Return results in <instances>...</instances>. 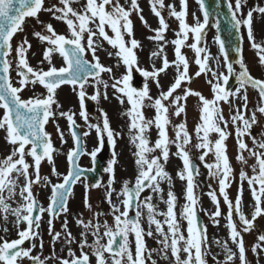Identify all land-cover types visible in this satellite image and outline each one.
I'll return each mask as SVG.
<instances>
[{"label": "snow or ice", "instance_id": "1", "mask_svg": "<svg viewBox=\"0 0 264 264\" xmlns=\"http://www.w3.org/2000/svg\"><path fill=\"white\" fill-rule=\"evenodd\" d=\"M203 9V22L196 18V23L190 25L187 23L188 5L187 0H181V9L177 10L175 5H167L169 15L179 22V31L176 33L177 38L171 43L175 46L174 52L176 59L171 63L174 64L177 75L174 82L167 91H161L159 97L154 99L149 95L147 83L141 89L132 86L133 69L140 71L147 78H152L159 86V75L170 67V62L166 56L162 58V67L154 68L152 71L140 69L138 66V57L136 49L140 47V42L135 39L133 33V22L131 14L133 11H140L137 0H130L131 7L125 8L119 3V0H59L58 5L45 7V0H0V108L3 114L0 116V129L6 133V142L12 146L10 154L0 160V209L7 214L11 213L16 217V225L26 223V227L17 231L18 238L0 240V264H22L24 258H30L33 264H45L39 257L33 256L32 248L36 245L33 243L32 248H24L25 241L34 240L39 233L35 229L39 228L41 216L48 212L54 218L58 211L67 212L68 198L72 193L73 186L81 180L83 169L78 164L79 157L84 154V147L81 137L75 131V113L60 112V116H65L72 127V136L75 140V146L67 153V160L70 168L63 175L62 182L52 185L51 197L47 209L40 206L33 194L32 185L44 181L48 182L47 177L40 176V165L43 160H47L53 165L52 172L56 173L53 160L55 151L51 135L45 131V125L50 118H54L56 113L52 111L55 100L56 90L65 84L72 85L74 90L79 89L78 97L81 104L80 115L87 121V112L84 110V101L86 98L85 85L92 78L96 85V93L91 97L98 100L101 93L99 85L103 84L108 88V83L101 79L102 73H111L112 68L106 67L100 62L96 54L99 44L94 38H102L107 41L114 49L115 55L126 66V73L121 78L115 79L111 87L115 89L120 96L118 97L121 104L127 100L130 108L125 113L129 117V131L132 133L131 141L136 147L134 153L138 166V175L135 184L129 187V182H124L122 189L117 193L118 197H123L120 204L113 203L112 196L116 191L112 185L115 183V152L113 159L109 161L105 169L110 174V179L105 187V199L111 205L114 224L109 225L107 220L101 222V213H95V223L91 220L85 221L79 219L77 222L82 226L80 233L81 240L78 242L80 255L69 248L68 258L59 260V264H92L90 255L95 258V264H148L152 252L157 251L165 259L169 258V252L173 259V264H207V256L210 248L208 245L207 226L203 225L197 216L198 196L195 193V176L199 174L191 160L186 146L191 143L192 137L187 130L186 123L176 125L175 139L169 140L167 126L171 123L169 119V105H174V115L180 116L186 112V101L189 96H196L200 101V122L195 127V133L199 142L193 147L202 150L199 156L201 161L212 153L214 161L206 163L205 167L210 170V175L218 178L219 193L228 206V225L230 229L231 241L236 245L237 251L233 252L227 247L225 241L222 247L226 251V260L224 264H230L236 259L240 264H247L246 248L241 229L248 232L254 226L257 217L264 216V137L257 140L252 137L254 147L250 148L244 140L245 136H251V128L257 123V112L264 114V79L255 78L251 75L243 56L237 60L240 65V71L237 73L238 87L235 91L229 90L228 85L230 76L235 69L233 64L228 62V53L225 50L224 41L219 37L216 38L223 58L226 62L227 75L222 72L213 71L209 67L210 53L206 47H200L203 39V32L208 24L209 12L204 6V0H199ZM246 0H235V4L229 0L228 8L231 13L233 27L239 30L241 27L247 29V39L251 42V47L256 50L258 62L264 65V43H258L253 33V13L264 14V7H256L247 12L246 15L241 13L242 4ZM74 4H80V7H73ZM166 7L164 0H152L151 9L159 19L160 27L153 30L155 35L150 39L164 41V33L169 25L165 21L161 10ZM41 11L51 14L53 19L64 22L67 25L70 36L59 34L51 23L45 25L47 34L41 32L33 33L39 40L45 41L48 47L43 52V63L48 62V69H34L30 66L27 59V53L32 47L25 37L21 43L13 47V38L18 32H22L26 18H35L39 22V13ZM142 22L143 16L140 17ZM95 25V29L90 27ZM106 27L113 33L109 36ZM219 27V25H217ZM192 34L194 42L188 47L194 49L196 54L195 63L199 65V70L195 76L199 77L202 73L211 74L212 79L208 80L211 86L213 97L206 98L198 91L191 88H182L184 82L191 83L192 77L189 75V62L185 55L182 54V47L185 46ZM125 36L128 39H125ZM243 39V36L241 37ZM237 53H242V49L237 47ZM15 52L17 75L20 77L19 86H14L11 80V71L13 64L9 57ZM90 52L93 60L85 58V54ZM163 52V45L158 51L151 55L156 57ZM54 53H59L63 59V65L56 67L52 63ZM204 54L201 56V54ZM109 56L113 53L109 52ZM44 86L47 95L43 97L34 96L29 99H22L20 93L29 84ZM258 90L259 104L256 111L247 116L248 106V87ZM177 89H182V94H176ZM107 99V92L103 93ZM231 97L242 99L243 103L234 109L231 119H225L220 102L228 103L231 106ZM146 101L149 103L146 105ZM167 102V103H166ZM145 106L155 109L153 119H146L143 113ZM236 125V138L239 154L236 159L239 163L247 165L248 158L245 152L254 158L255 163L251 165L252 175L241 170V185L235 201L229 199L227 189L230 187L233 167L229 159L226 140L230 133L226 130L229 124ZM155 126L158 130V139L154 144H150L147 137L148 130ZM223 125V127H221ZM95 128L98 136L100 147L89 153L93 161L97 153L101 150L104 143V134L115 147V137L119 135L114 133L110 127L107 113H104L103 124L89 125ZM59 132V127L57 126ZM215 133L218 138L213 142L209 139L210 134ZM63 140V132H60ZM88 135L87 132L84 133ZM177 146L176 155L183 161V169L177 173L181 180L186 181L185 200L180 213V218L187 221L186 233L181 230V219L177 218L175 206L177 197L171 191L172 177L165 170L164 164L169 159V144ZM30 146V147H29ZM157 149L160 155H151ZM26 156L32 158L33 163L26 161ZM163 162V163H162ZM32 168L33 176L29 173ZM20 177L24 178V184L20 187L19 196L22 198L21 203L16 208H11L8 203L17 195V181ZM167 181L169 191L164 203L167 205L166 212H157L155 205L152 203V196H145L141 201V193L146 189H151L152 193L160 195L163 199L164 189L161 187L162 182ZM247 182L249 190L253 197V212L251 218L246 216L242 210L243 183ZM100 187V184L93 185ZM208 195L216 205L214 212L210 214L213 224L218 225L221 211L219 208L220 200L215 191L209 192ZM121 205L123 210H121ZM85 206L91 209L88 203L87 195L85 197ZM39 211L40 215H34ZM143 209L147 210V219L149 225H155V232L162 237L158 243L160 249L148 250L144 236H152L151 227L147 232L141 225V216L144 214ZM135 211V217L130 218V211ZM234 212L238 214L240 226L233 220ZM158 215L164 216L163 222L157 219ZM167 225V232H165ZM51 227V219L49 220ZM65 229L67 224L65 222ZM7 231V229H5ZM94 238L89 244L88 236ZM134 236L135 250L130 246L129 236ZM60 233H55L54 239H59ZM106 238V239H105ZM66 242L70 245L74 242L71 232H67ZM259 243L253 246L252 251L264 248V234L258 237ZM219 245L221 242L216 241ZM41 246H43L41 244ZM85 249H88L86 251ZM183 254V255H182ZM151 264H156L153 260ZM220 264V262H217Z\"/></svg>", "mask_w": 264, "mask_h": 264}, {"label": "rangeland", "instance_id": "2", "mask_svg": "<svg viewBox=\"0 0 264 264\" xmlns=\"http://www.w3.org/2000/svg\"><path fill=\"white\" fill-rule=\"evenodd\" d=\"M137 2L139 4L140 11H133V16H131L130 18L133 22L134 37H135V39H137L140 42V47L138 49H136V54L138 57V65H139V67L142 66L143 68L149 67V70L152 71L155 68V65H156L155 63H157V62H158V66L162 67V58L164 56H166L170 62V67L165 72L161 73V75L163 76L161 89H162V91H167V89L170 87V85L174 82L173 78L177 75L175 66H174V64L171 63L172 61H174L176 59L175 52H174L175 46L171 43V41H173L177 38L176 33L180 30L179 29V22L174 17H171L169 15V10H168L167 5H175L176 9L180 10L181 9V0H164L166 7L164 8L165 9L164 12H162L163 9L161 10L162 15L164 16L165 21H166V18H170L171 20H173V23L175 24V28L177 29V32L175 34L172 33L173 29H171V28L167 29V31L164 33V35H166L164 41H156V40L150 39V37L155 35V32L153 30L159 28L157 26V23H156V22H159L158 21L159 19H158V17L155 16V14L152 12V9H151L152 0H137ZM232 2H233V4H235V0H232ZM255 2H256V0H246V2L242 4L241 13L243 15H246L249 10L255 8ZM58 3H59V0H45V7H51L53 5H58ZM80 3H83V0H80ZM119 3L122 6H124L125 8L131 7L130 0H119ZM187 5H188L187 23L190 25L195 24L196 18H199L200 22H203V12H202L199 0H187ZM73 7L78 8V7H80V4H74ZM141 16H143L144 21H147V24L142 22V20L140 19ZM257 20H258V18L257 17L255 18V12H254L253 13V33H254L255 39L257 38L256 37L257 32H254L256 27H257V24H255V21L257 22ZM48 23H51L59 34H64L66 36H70V32L68 31L67 25L64 22L53 19L51 14H49L48 12L41 11L39 13V22L35 18H26L24 25H23L24 30L22 32H18L13 38V47L14 48L16 47V45L21 43L25 37L28 39V41L30 42L32 47L29 49V51L27 53V59L29 61L30 66H32L34 69L47 70L49 67L48 62L46 60L43 63H41V60L44 59L43 58V52L48 47V44L45 41L39 40V38H37L33 34L35 32H41L42 34H47L46 29H45V25ZM90 27L95 29V25H90ZM243 30L245 32V48H246L245 57H246V64L248 66V69L249 68L251 69V71H250L251 75H253L259 79H264V65L259 64L258 57L256 54V50L251 47V42L247 39L246 27H243ZM106 32L108 33L109 36L113 35L110 28L106 27ZM205 35H206V39L204 40V47L206 46V48L208 49V52L210 53V56H215V53H214L215 52V49H214L215 46H216V49H218V52H220L219 44L216 40V38L218 37L217 32H215L214 27H212L209 29V31ZM125 39L127 40L128 37L125 36ZM193 42H194V38H193L192 34H189V39L186 41L185 46H183L181 49L182 54L185 55V57L187 58V60L189 62V75L190 76H192V74H193V69H194V65H195L194 60H196V54H195L194 49L188 47V45H190ZM97 43L99 44V47H98L99 49H97L96 54L99 57H102L104 59L103 61H101L102 64L106 67H111L112 71L115 68L117 79L121 78L122 75H124L126 73V66H124L122 61L115 55L116 49H114L111 45H109L107 43V41H104L102 38H99V41ZM161 45H163V52L160 54L161 60L157 61L156 57L152 56L151 54L155 51H158L160 49ZM109 52L113 53V55H111L113 57V61L107 63V60L110 58V56L108 55ZM14 57H15V52L12 53V55L10 56V59L13 62V65H16L17 62L14 59ZM152 61L154 63H152ZM52 63L56 67H60L63 65V59L59 55V53L54 54L52 56ZM211 64H214V62L211 61L210 65ZM209 67H211V66H209ZM212 70H213V68H212ZM17 71L18 70H16L14 74L17 77H19L17 75ZM223 73L225 74V72H223ZM107 74H110V73H107ZM208 74H210V73H208ZM195 77L196 76L194 74L191 82L195 79ZM112 81H114V80H112ZM199 84H200V87H199L200 90L206 89V87L203 88L205 85L203 76H201L199 78ZM185 87L190 88L188 82H184L182 84V88H185ZM192 88H194L193 83L191 84V89ZM177 90H180V91H177L176 94H182V91H181L182 89H177ZM250 94L251 93L247 91L248 97ZM203 96L211 99L213 97L212 89H209V91H207L206 94H203ZM194 98L197 99V101H198V107H197V109H195V113L192 116L189 113L190 105H191V96H189L187 98L188 108L186 106V112L182 113L179 117L177 116L176 125H178L180 123H186L187 130L192 137L193 144L195 145L199 142V140L196 136V133H195V127L200 122V120H199V117H200V101L198 100V97L194 96ZM128 106L130 108V105H128ZM220 107L223 108V102H220ZM249 111L251 114L254 111V107H251ZM119 112L120 111H118V113ZM118 113H117L118 120L115 122L117 132L120 133V132H123V130H125V132H126V130L129 129V117L125 114L126 112L124 114H120V113L118 114ZM229 113H230V116H229V118H227L228 120L231 119L230 109H229ZM169 117H171L170 121L174 120V115L172 112L169 113ZM85 122L96 123L97 121L94 117L88 116V119ZM256 124H257V127L260 128V130H261V135L258 138V140H260L262 137H264V114H261L260 117L257 116V123ZM176 125H175V128H176ZM221 127H223V125H221ZM226 130L230 133V135L228 136V138L226 140V145L229 149L228 152L229 153L231 152V155H233L236 158L237 155L239 154L237 138H236V125L229 124L228 128ZM125 132L123 134H121V138L119 139L120 143H126ZM146 135L149 139L150 144H154L155 141L158 139L157 136H155L154 139H152L150 136V132H147ZM168 137H169V134H168ZM217 138H218V135L215 133H212L209 136V139L212 140L213 142ZM129 139L131 140V138H129ZM173 139H175V138H173L172 135L170 134L169 140L171 141ZM191 143H192V141H191ZM191 143L186 146V150L189 152L191 159L196 158L198 160L199 164L202 166L201 170L199 171V176H198L199 179L195 180V184H196L195 193L198 196V198L199 197L202 198L201 203L199 200L197 205H199V206H213L216 209L215 203L212 201L211 197L208 195L209 192H212V191L216 192L217 197L220 200V204H219V208L221 211L220 217H222L223 222H224V226L221 229L223 230V233L226 235V239L228 240L227 241V247L230 248L233 252H236L237 247L231 241L230 229L227 227V225H228V219H227L228 206L223 199V195L219 193L218 178L211 176L210 170L205 167V164L206 163H212L214 161V158H212L211 155H208L205 158V161H201L199 159V156L201 153L195 154L193 145ZM133 150H134V153L137 150L134 144H133ZM177 151H178V149H177L176 144L170 143L169 144V159H168V162L166 164H164V168L169 173V175L172 177L171 191H173L177 197L176 206H183L186 203V200H185L186 181L181 180L179 178V176L177 175V173L183 169V161L179 156L176 155ZM151 155H160V150L157 149ZM135 160H136V157L134 155L133 156V171H134V175H135L134 180L136 179V177L138 175V166L136 165ZM241 167H242V165H241ZM243 167L249 172L252 169L251 166H243ZM233 170L235 172H238L234 168H233ZM207 174L209 175V177H211V179L209 181L207 180ZM122 184H123V182H122ZM161 187L164 189L163 199L161 198L160 195L152 193L151 189H148L147 191H145L142 194V198H141V201H143L145 196L151 195L152 196V203L156 206L157 212H165L160 207L161 206H167L164 203V200L167 199V192L169 191V185H168L167 181L162 182ZM201 187H204V188L201 190ZM96 191L97 190H94V189L88 190L85 194V197L87 195L88 203L91 204V209H89L86 206L82 209L83 215L85 216L84 220L86 222L90 220L89 218H90L91 210L94 208L95 201L97 200ZM237 194H238V188L237 187H234V188H231L230 190H228L229 199L233 200V202L235 201ZM122 199H123V197H121L120 200L117 201L116 204L119 205L120 201ZM104 206H106V205H104ZM241 206H253V197H252L251 192L249 190V186H248V188L246 187L245 190H243ZM122 207L123 206L121 205V208ZM214 211L215 210H213V212ZM143 213L144 214L141 216V225L144 228V231L147 232L149 230V227H151V226L148 223L147 210L143 209ZM207 213L211 214L212 211H208ZM157 219H159V220H161V222H163V220L165 218L162 215H158ZM233 220H235L237 222L238 227H239L240 226L239 217H238V214H236L235 212L233 215ZM110 221H111V223H109V225H113L114 221L112 220V218ZM146 222L148 223V225H146ZM23 227L24 226H22V228ZM186 228H187V226H186ZM186 228L184 229L185 233H186ZM79 233H81V228H79ZM241 234H242V232H241ZM247 234H250V232H248ZM161 238L162 237H160L159 234H155V232L153 233L152 236L145 235L144 241H145V244H146L148 250L151 251L154 249H160L161 245L158 243V241ZM93 239L94 238L91 236V234H89V236H88L89 244H91L93 242ZM129 241H130V246L132 247V249L134 251L135 250L134 236L130 235ZM85 250L88 251V249H85ZM91 258H93V260L95 261V258L93 256H91ZM153 260L156 261V264H173V259L171 257L170 252H169V258L165 259L161 253H159L157 251H153L151 258L148 260V264H151V262ZM225 260H226V251L224 252V254L222 256L214 257L213 254H211V253H209V255L207 256V264H217V262H220V264H224ZM230 264H240V261L238 259H236L234 262H230Z\"/></svg>", "mask_w": 264, "mask_h": 264}, {"label": "flooded vegetation", "instance_id": "3", "mask_svg": "<svg viewBox=\"0 0 264 264\" xmlns=\"http://www.w3.org/2000/svg\"><path fill=\"white\" fill-rule=\"evenodd\" d=\"M260 7H264V3ZM264 17V14L259 13V18ZM262 23V20L259 21ZM172 27V26H171ZM99 41V38H94ZM257 41L258 43H264V29L262 28L258 31L257 34ZM99 49V48H98ZM57 54V53H54ZM53 54V55H54ZM86 57L89 60H93V57L90 52L85 54ZM100 61H103L104 59L102 57H99ZM113 57L110 56V58L107 60L108 62H112ZM102 63V62H101ZM111 64V63H110ZM109 64V65H110ZM218 68L221 71L223 65L221 61H217ZM157 69L159 68L158 64H156ZM217 71V68H215ZM223 70V69H222ZM240 71V65L238 64L235 66V73L237 76V73ZM163 76L159 75V86H157V83L152 78H145L142 73L139 71H136L133 73L131 84L133 87L137 89H141L144 87L145 83H147V86L149 88V95H156L157 98L159 97L161 89V84L163 81ZM101 79L103 81H106L108 83V88L105 89L103 84H100L99 91L101 93L98 100H93L91 97L96 93L97 85L95 81L92 78H89V83L85 85V91H86V98L84 101V109L88 111L89 109H93V115H98L99 118H101L102 113H107V115H113L117 111L119 99L120 96L117 94L118 92L111 87V84L115 82V79H117L116 76V69L114 68L113 71L110 74L102 73ZM114 80V81H112ZM14 86H19V81L13 82ZM238 82L235 84V86L231 89L232 91H235V89L238 87ZM195 87V83H194ZM251 88V87H249ZM78 91L79 89L73 88L72 85L65 84L61 85L55 93V100L57 101L59 107H57V104H53L52 111L56 113V116L54 118H50L49 122L45 125L46 131L50 133L51 135V141L53 144V147L55 149L53 153V160L54 165L56 168V173L52 172L53 165L50 164L46 159L41 162L40 165V176L41 177H47L48 182L45 183L44 181H41L40 183H35L32 185L33 194L38 202V204L45 209L48 208L50 197H51V191H52V185L58 184L62 182L63 175L67 173V171L70 168L69 162L67 160V153L75 146V140L72 136V128L69 124V121L65 116H60V112H67V113H75L74 119L78 127L81 129L83 135L85 132L88 133L87 136L84 135L85 143L88 141V151L92 152L97 147H100L99 137L98 138H92L91 137V131L93 128H90V123H86L85 119L80 115V109L81 104L78 97ZM107 92V99L104 98L103 93ZM254 94L258 93V90L256 91L253 88L252 91ZM22 99H29L34 96L43 97L47 95V90L44 88V86L37 84H29L27 87L24 88V90L20 93ZM231 106L228 103H224L225 106H228L230 111L234 112V109L237 106L241 105L242 99L237 97H231ZM3 109L0 108V116L3 114ZM110 116V117H111ZM110 119V118H109ZM153 119V118H151ZM111 119L109 122L110 127L113 129L114 133H117V129L115 126V122ZM103 124V123H99ZM57 126L59 127V132L57 131ZM88 126V131H87ZM60 132H63V140L60 137ZM97 131H95L96 133ZM252 136L255 137V134L257 133V129L255 127V124L251 128ZM118 135L115 137V147L113 148V145L111 142L108 141L106 133L104 134V143L101 147V150L97 153V156L95 160L98 162V167L101 170V175L98 179V181L95 184H100V187H94L91 180L81 177V180L78 181L72 189V193L68 198V204L67 212H61L58 211L55 217L53 218L52 215L48 212H45L39 221V228L35 229L39 233V235L35 238L36 240V246L32 248V254L34 256L39 257L42 261L45 262V264H59V260L68 258V250L71 248L73 252L76 253V255H80V249L77 244H68L65 240V237L67 235V232H71L73 240H75V225H78V220L82 219V207L85 206L84 203V196L85 191L89 190L91 188H94L98 192V206H96V213H101L102 215L100 217H104V219L108 215H112L111 206H102L103 204L108 203L105 199V187L108 184V181L110 179V174L105 171V169L109 165V161L113 159V152H115V183L112 185L113 188L116 189V191L113 193L112 200L115 203L116 201L120 200V197L117 196V193H119L120 189L118 188V184L120 181L123 182H129L133 181L134 171H133V156H134V150L132 141L128 140L125 144L120 143L118 140ZM258 140V138H256ZM93 140V146L89 144V141ZM252 148L253 146L250 145ZM30 147V146H29ZM12 150V146L6 142V133L3 129H0V160L5 158L8 154H10ZM91 160L93 162V159L90 157V159L87 157V155H83L79 161L80 165L82 167L91 168ZM26 161L29 164H32V158L29 156H26ZM29 173L34 177L33 169H29ZM131 183V182H129ZM24 184V178L20 177L17 181V188L16 193L17 195L14 196L11 200L8 201L11 208H16L21 203H23L22 198L19 196L20 187H22ZM124 184V183H123ZM166 212L167 206H161ZM182 206H175L177 218L179 217V211ZM34 215H40L38 209L34 213ZM131 214L129 213V216ZM164 217V216H163ZM51 219V227L49 226V220ZM179 219V218H178ZM16 217L12 215L11 213L7 214V218L5 219V213L2 209H0V240L7 239L12 240L18 238L17 231L22 230V226H26V223H20L18 226L15 223ZM264 221V220H263ZM65 222L67 224V229H65ZM146 225L148 223L146 222ZM258 226V225H256ZM7 229V231H5ZM263 232V230L261 229ZM165 232H167V225H165ZM55 233H60L59 239H54ZM219 231L216 230L211 235V238L213 240L219 241ZM260 236V235H259ZM258 236V237H259ZM81 240V238L78 239V242ZM245 243V242H244ZM259 243L258 238L256 239V244ZM41 244L43 246H41ZM255 244V245H256ZM213 248H215V252L218 249L217 245H212ZM246 248V245H245ZM246 258H247V264H264V248L257 249V252H251L246 249ZM90 260L93 264L95 261L90 256Z\"/></svg>", "mask_w": 264, "mask_h": 264}, {"label": "water", "instance_id": "4", "mask_svg": "<svg viewBox=\"0 0 264 264\" xmlns=\"http://www.w3.org/2000/svg\"><path fill=\"white\" fill-rule=\"evenodd\" d=\"M228 0H204V6L209 12V19L212 15H217L220 25L218 27L221 40L224 41L225 49L228 53L230 62L237 61L241 53H237V47L242 49V39L240 29L233 27V21L230 10L228 8ZM2 52V50H0ZM233 80V74L231 75Z\"/></svg>", "mask_w": 264, "mask_h": 264}]
</instances>
